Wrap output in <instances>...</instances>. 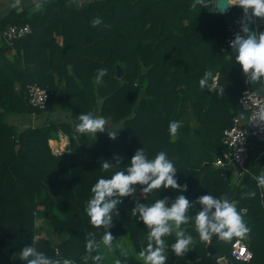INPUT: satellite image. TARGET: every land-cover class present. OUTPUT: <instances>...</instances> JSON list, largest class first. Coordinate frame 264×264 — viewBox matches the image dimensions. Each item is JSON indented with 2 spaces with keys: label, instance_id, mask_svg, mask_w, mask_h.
<instances>
[{
  "label": "trees",
  "instance_id": "1",
  "mask_svg": "<svg viewBox=\"0 0 264 264\" xmlns=\"http://www.w3.org/2000/svg\"><path fill=\"white\" fill-rule=\"evenodd\" d=\"M193 3L25 0L21 10L11 7L0 14V33L12 24L31 28L11 43H0V264H26L18 258L26 245L60 259L61 264L64 259L73 264H107L102 256L93 259L99 255L97 245L105 229L89 223L86 202L96 181L125 169L140 148L149 159L165 151L177 169V182L188 187L184 192L161 188L141 194V186L136 185L134 196L120 198L123 202L116 205L112 227L106 230L114 238L124 235L136 254L116 252L121 264H143L137 254L147 244L148 230L132 215L137 201L151 204L168 197L166 207H170L178 195H184L193 205L188 215L194 217L202 209L196 201L209 193L216 198L226 195L238 212L246 209L241 214L250 231L230 240L213 235L208 242L235 264L231 243L244 239L252 251L246 264H264V188L255 179L264 172V142L251 143L243 174L235 173L231 164L213 165L223 149V129L233 116H245L237 100L246 77L234 63L233 50L223 42L229 24L240 30L243 9L233 6L221 14L211 11V0L208 8ZM96 18L101 23L93 26ZM253 20L252 27L264 31V20ZM229 54L233 59L225 60ZM117 66L123 70L120 77ZM98 69L107 70L99 84ZM207 70L219 77L223 95L200 88ZM31 83L52 92L43 109L27 101ZM250 88L264 92V80L251 82ZM56 107L67 112L68 120L35 124L23 120L28 125L21 126L24 117ZM89 112L108 120L104 132L75 131L79 115ZM170 121L181 122L175 137L169 133ZM109 130L117 133L115 140L109 138ZM60 132L69 143L53 152L49 141L57 140ZM117 156L122 158L119 164ZM104 160L110 162L108 171L101 168ZM38 224L63 236L56 242L36 237ZM183 227L196 242L178 257L171 250L175 236L164 237L169 246L167 264H218L194 224L190 221ZM86 239L95 241L91 252L86 250ZM59 243L63 257L56 252Z\"/></svg>",
  "mask_w": 264,
  "mask_h": 264
},
{
  "label": "clouds",
  "instance_id": "2",
  "mask_svg": "<svg viewBox=\"0 0 264 264\" xmlns=\"http://www.w3.org/2000/svg\"><path fill=\"white\" fill-rule=\"evenodd\" d=\"M21 5V0H15V6ZM203 5L209 7V0H194L193 7ZM238 6L243 9L244 19L240 23V32L235 35V39L229 42L233 50L234 63L238 64L246 79L251 82H260L264 80V31L254 29L253 18L264 20V0H211V11L217 12L221 8H230ZM93 26L101 23L99 18L93 22ZM225 60H232L231 54L226 55ZM106 69H98L96 83L102 82ZM219 77L212 71H205L199 81L201 89H207L209 92H217L223 95L224 88L219 86ZM259 121L264 122V108L259 113ZM78 123L75 125V131L80 134L104 132L108 120L103 116H96L92 113H81L78 117ZM181 126L179 121L169 122V133L175 137ZM108 136L115 140L117 133L109 130ZM119 164L121 157H114ZM110 162L104 160L101 168L108 171ZM177 169L174 162L168 158L165 151H159L154 158L149 159L143 148L137 149L132 156L128 166L123 170H116L110 178H99L91 187V198L86 202L85 212L89 217V223L95 228H103V243L111 248L115 239L110 231L106 229L112 227L113 210L117 204L122 203V197L134 196L136 188L141 186V194L151 193L153 190L161 188H170L180 192L187 191V184L183 186L177 182ZM259 187L264 188V172L255 177ZM251 195H255L252 193ZM115 197V198H114ZM169 198H159L154 203L145 204L136 202L132 208V215L142 221L147 228V244L141 247L137 258L143 261V264H167L168 256L166 251L168 245L164 237L175 236V242L171 245L172 252L180 257L183 256L193 243L191 234L186 235V226L194 224L195 231L198 233L201 241H208L213 235L222 240H230L233 236L242 237L250 229L246 226L242 214L238 212L236 203L230 201L224 195L219 198L211 193L203 195L196 201L202 206L194 217H189L188 210L193 205L184 195H178L166 207ZM119 216V213H116ZM89 236L93 233H89ZM95 241L86 239V250L91 252ZM127 255V253H125ZM18 258L25 261L26 264H61L60 259H51L43 252H37L31 245L24 246ZM99 261L101 256L93 257ZM62 264H73V261L64 259ZM115 264H121L116 260Z\"/></svg>",
  "mask_w": 264,
  "mask_h": 264
},
{
  "label": "built area",
  "instance_id": "3",
  "mask_svg": "<svg viewBox=\"0 0 264 264\" xmlns=\"http://www.w3.org/2000/svg\"><path fill=\"white\" fill-rule=\"evenodd\" d=\"M30 32L31 28L28 24H12L4 28L0 34L2 40L11 43L12 40L21 38ZM238 32L240 30L232 24L226 27L223 36L225 48L231 49L229 42L235 39ZM250 83L251 81L245 79V87L241 90L237 100V105L242 109L245 116H233L231 124L223 129L221 135L223 149L221 155L213 162L215 167L231 164L239 174L247 171L246 161L249 157L252 139L253 142H264V122L258 120L261 108H264V92L251 89ZM26 95L27 101L32 107L43 109L52 92L37 83H31L27 86ZM52 146L53 152L54 148L57 150L58 146ZM240 212L244 214L246 209L242 208ZM230 256L239 264H246L252 258V251L244 239H235L230 246Z\"/></svg>",
  "mask_w": 264,
  "mask_h": 264
},
{
  "label": "rangeland",
  "instance_id": "4",
  "mask_svg": "<svg viewBox=\"0 0 264 264\" xmlns=\"http://www.w3.org/2000/svg\"><path fill=\"white\" fill-rule=\"evenodd\" d=\"M0 1L8 4L7 0H0ZM22 1H24V0H21V2ZM10 2H15V0H10ZM79 2L81 3L82 1H79ZM3 3H1V7L3 6ZM2 41H4V40H2V37L0 34V43H2ZM51 142L53 143V144L50 143L51 146L52 145L57 146V143H54L53 141H51ZM59 150H60V147H58L57 150L54 148V152H58ZM60 235L63 236V233L62 232L61 233L52 232L48 228H46L43 224H38V226L36 228V237L50 238L51 240L56 242V241H58ZM97 252L100 256H102L105 259L107 264H115V261L118 260L117 256H115L116 252L121 253V254L127 253V254L136 255L134 253V250H133L131 244H130V241L127 238H125V239L115 238L112 242L111 248L106 246L103 243V241H101L97 245ZM235 264H239V262L235 261Z\"/></svg>",
  "mask_w": 264,
  "mask_h": 264
},
{
  "label": "crops",
  "instance_id": "5",
  "mask_svg": "<svg viewBox=\"0 0 264 264\" xmlns=\"http://www.w3.org/2000/svg\"><path fill=\"white\" fill-rule=\"evenodd\" d=\"M7 1H8V4H6L5 2L3 3L2 1H0V7H1V3H3V6L0 8V14H1L2 12H5L8 8L14 7L13 5L15 4V2H10V0H7ZM24 1H25V0H24ZM24 1H22L21 4L24 3ZM29 1H35V0H29ZM15 7H17V11H19V10H21L22 5L15 6ZM12 52H13V51H11V53H12ZM48 119H53V120H56V121H66V120H68V114H67V112L61 110L60 107H56V108L53 109L51 112L46 113V114H43V115H35V114H34V115H32L31 117H28V118L24 117L23 119H21L20 123H21V126H22V125H28V124H26V121H24V122H25V123H24L23 120H29L30 123L35 124V123H37V122H41V121H43V120H48ZM13 120L16 121V122H19V121H17L16 119H13ZM13 120H12V121H13ZM52 141H53V140H52ZM51 143H52V142H51ZM63 143H64V144H63ZM68 143H69V139H68V137L60 132V133L58 134V139H57V146L60 147V150H59V151H62V150L68 145ZM52 144H53V143H52ZM61 145H62V146H61ZM263 168H264V167H263ZM235 173H237V169H235ZM240 213H241V212H240ZM120 238H121V239H125L126 237L123 235V236H121ZM195 242H196V237H193V243L190 245L189 250L191 249V247L194 245ZM207 242H208V241H207ZM209 245H213V244H211V243L208 242L207 247H208ZM213 246H214V245H213ZM214 248H215V246H214ZM189 250H188V251H189ZM215 250H216V254H213L212 256H213V257H216V261H217V263L220 264V263L218 262V259H219L220 257H224V256L222 255V253L218 252L216 248H215ZM207 253H208V252H207ZM208 254H209V253H208ZM209 255H210V254H209ZM224 258H226V257H224ZM226 259H227V258H226ZM227 260H228V259H227ZM231 264H233V263H231Z\"/></svg>",
  "mask_w": 264,
  "mask_h": 264
},
{
  "label": "water",
  "instance_id": "6",
  "mask_svg": "<svg viewBox=\"0 0 264 264\" xmlns=\"http://www.w3.org/2000/svg\"><path fill=\"white\" fill-rule=\"evenodd\" d=\"M225 2H226V0H225ZM228 10H229V8H221V9H219L217 12H218V13H221V14H224V13L228 12ZM116 74H117L118 77H120V76L123 75V70H122V68H121L120 66H117V67H116ZM53 141H54V142H57V140H53ZM253 141H254V140L252 139V142H253ZM18 147H19V146L17 145V146H16V149H17ZM56 251H57L59 257H63L64 247H63V244H62V243H59V244L57 245ZM207 252H208L210 255L216 254V250H215V248H214L213 245H209V246L207 247ZM218 262H219L220 264H231V262H230L229 260H227L226 258H224V257H220V258L218 259Z\"/></svg>",
  "mask_w": 264,
  "mask_h": 264
},
{
  "label": "bare ground",
  "instance_id": "7",
  "mask_svg": "<svg viewBox=\"0 0 264 264\" xmlns=\"http://www.w3.org/2000/svg\"><path fill=\"white\" fill-rule=\"evenodd\" d=\"M62 146V145H61Z\"/></svg>",
  "mask_w": 264,
  "mask_h": 264
}]
</instances>
